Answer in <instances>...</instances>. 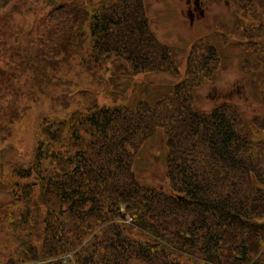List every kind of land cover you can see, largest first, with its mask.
Segmentation results:
<instances>
[{"label":"trees","instance_id":"16d2710c","mask_svg":"<svg viewBox=\"0 0 264 264\" xmlns=\"http://www.w3.org/2000/svg\"><path fill=\"white\" fill-rule=\"evenodd\" d=\"M242 3L258 11L243 39L259 42L260 0ZM59 5L61 41L53 50L66 52L81 17L92 15L97 62L121 60L131 76L179 75L170 48L151 34L144 0L93 7L85 0L71 6V18ZM189 54L183 81L152 103L95 105L41 121L34 150L0 176L13 196L0 209L19 211L27 237L23 257L11 263L183 264L189 256L198 264H264V120L245 119L230 102L197 109L195 90L211 76L210 61L219 67V60L204 41ZM158 132L167 149L166 188L146 185L135 170L137 154Z\"/></svg>","mask_w":264,"mask_h":264},{"label":"rangeland","instance_id":"374dc122","mask_svg":"<svg viewBox=\"0 0 264 264\" xmlns=\"http://www.w3.org/2000/svg\"><path fill=\"white\" fill-rule=\"evenodd\" d=\"M78 1L83 6L85 0H0V176L34 150L43 119L85 114L95 105L134 107L140 100L152 103L170 92L186 77L189 53L200 41L215 48L219 67L210 61L211 76L194 93L196 108L211 111L230 102L245 119L264 120V38L256 43L243 39L244 29L258 13L255 10L253 15L250 5L240 4L241 0H200L205 9L202 18L193 10V0H144L151 34L170 48L179 63V75L164 70L131 76L133 70L121 60H95L92 15L81 17L66 52L52 49L61 41L57 32L60 16L54 17L59 11L54 9L61 4L62 12L71 18V6L81 7ZM86 1L93 7L101 0ZM260 5L264 15V0ZM190 12L195 13L194 21ZM27 57L31 64L23 66ZM50 57L55 58L52 63ZM203 73L198 71L200 76ZM261 133L264 140V130ZM166 150L159 132L144 144L135 162L140 181L166 188ZM12 199L0 184V204L7 205ZM18 213L13 205L0 209V264H13L9 260L23 257L26 251V232ZM195 258L186 256L181 261L198 264ZM22 263L29 264H18Z\"/></svg>","mask_w":264,"mask_h":264},{"label":"flooded vegetation","instance_id":"af4514ba","mask_svg":"<svg viewBox=\"0 0 264 264\" xmlns=\"http://www.w3.org/2000/svg\"><path fill=\"white\" fill-rule=\"evenodd\" d=\"M189 3H191V0H188ZM193 10L197 13L200 14V16L203 18L205 16V9L202 7V4L200 2V0H193ZM190 18L192 19V21L195 20V13L194 12H190Z\"/></svg>","mask_w":264,"mask_h":264}]
</instances>
